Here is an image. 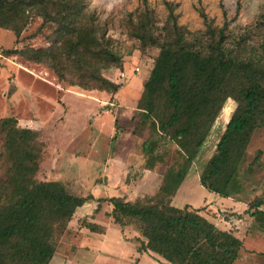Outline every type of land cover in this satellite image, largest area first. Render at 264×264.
<instances>
[{
	"label": "trees",
	"instance_id": "obj_1",
	"mask_svg": "<svg viewBox=\"0 0 264 264\" xmlns=\"http://www.w3.org/2000/svg\"><path fill=\"white\" fill-rule=\"evenodd\" d=\"M82 10L80 0H0V27L18 36V23L31 12L56 24L57 39L63 43L28 49L25 55L47 63L63 80L67 61L88 66L85 53L113 57L106 46H91L97 40L80 27ZM203 19L205 31L193 36H186L175 22L173 38L160 44L139 36L158 48L136 102L137 127L148 132L141 144L146 157L143 168L153 170L169 161L151 195L133 200L115 195H74L60 181L37 180V132L20 127L14 117L0 118V264H48L73 213L89 202L96 203L95 212L106 203L110 211L105 214L114 225L131 226L138 232L137 253L152 252L168 264H235L243 244L232 230L216 227L203 216V208L171 205L213 123L198 161L216 142L227 120L198 182L210 193L245 203V213L252 219L248 229L264 236L263 196L244 200L254 191L250 181L255 166L260 165L261 150L248 160L247 146L254 131L264 126V39L255 46L247 40L248 30L233 35L225 25L215 28L204 15ZM260 25L264 29V20ZM102 81L111 92L120 86ZM228 99L235 103L231 115L228 105L223 108ZM168 143L170 150H164L162 146ZM221 217L230 218L226 214ZM78 223L91 232L104 231L86 218Z\"/></svg>",
	"mask_w": 264,
	"mask_h": 264
},
{
	"label": "rangeland",
	"instance_id": "obj_2",
	"mask_svg": "<svg viewBox=\"0 0 264 264\" xmlns=\"http://www.w3.org/2000/svg\"><path fill=\"white\" fill-rule=\"evenodd\" d=\"M112 2L97 0L94 4L93 0H80L83 10L79 22L82 29L96 38L97 43L91 46H106L113 57L85 53L88 66L67 61L63 80L47 63L29 60L25 55L28 49L60 46L63 41L57 39L56 24L31 12L18 23L21 28L18 36L11 29L0 27V118L14 117L20 127L37 132L34 144L39 153L37 180L60 181L74 195H115L133 200L152 193L169 164L165 160L153 170L143 168L146 157L141 144L148 138V132L137 127L140 118L136 102L158 48L139 36L150 37L156 44L172 39V22L186 36H193L205 31L204 15L210 26L225 25L230 34L248 30V42L259 46L264 39L260 25L264 20V0H118L109 11L107 5ZM102 80L120 86L111 92V87ZM226 105L231 115L235 103L228 99L223 108ZM213 145L198 161L204 147L201 149L188 170L189 180L197 178ZM162 148L170 150L171 145L164 144ZM258 149L260 165L255 166L250 181L254 191L246 195L245 201L255 195L264 198V126L252 134L247 159L251 160ZM198 186L196 181L195 187ZM220 200L222 203L215 205L217 210L212 216L235 217L224 204L229 200ZM94 203L78 207L75 216ZM243 207L247 208L245 203ZM245 214V209L239 214L242 229L247 220L242 217ZM250 247L255 252L246 251L240 264H264V240L254 238L246 242L244 248Z\"/></svg>",
	"mask_w": 264,
	"mask_h": 264
},
{
	"label": "crops",
	"instance_id": "obj_3",
	"mask_svg": "<svg viewBox=\"0 0 264 264\" xmlns=\"http://www.w3.org/2000/svg\"><path fill=\"white\" fill-rule=\"evenodd\" d=\"M213 126L214 123L209 134L212 131ZM223 129L224 127L222 128V131ZM216 142L207 159L213 153ZM204 145L205 142L197 154L200 153V150ZM198 175L197 178L189 180V177L186 174L175 195L171 199V205L175 207L189 205L193 209L203 208V216L211 221L216 227L222 230H232L233 235L240 239L243 244V250L241 251L239 258L235 261V264H240L241 260L245 257L246 251H254L252 247L249 249L244 248L245 243H248V241L254 238L264 240V236L261 233L248 229L252 219L247 213L242 215L243 218L247 217V220L245 221L244 229L241 228L240 223H243V220L239 214L240 211L242 212L244 209L246 210V208L243 207V203L235 202L230 198H222L216 194L208 192L200 186ZM160 180L161 178L158 179V183L156 184L155 189H153V192L147 194L151 195L157 190ZM196 181L200 186H198V188L195 187ZM195 192H199L198 194L200 195L195 196ZM216 196L218 198L215 199ZM220 198L229 200L224 204L226 207L231 208L227 211L235 213V217L231 216L229 219L220 217L215 219L212 216V213L217 210L215 205L222 203ZM103 205L107 204L102 203L100 209L96 212L94 211L96 203H94L93 207H90L83 213L76 214V216L75 212L73 213L72 219L67 224L65 233L57 241L55 253L48 264H168L162 257L152 252L137 253L138 243L136 242V238L139 237L138 232L131 226L119 228L114 225L111 222L110 217L105 214L110 211V206L107 205L106 208H103ZM220 211L223 210L220 209ZM83 218L88 219L89 222L102 226L104 231L102 233L91 232L85 227L80 226L78 221ZM224 223H226L227 226Z\"/></svg>",
	"mask_w": 264,
	"mask_h": 264
},
{
	"label": "clouds",
	"instance_id": "obj_4",
	"mask_svg": "<svg viewBox=\"0 0 264 264\" xmlns=\"http://www.w3.org/2000/svg\"><path fill=\"white\" fill-rule=\"evenodd\" d=\"M96 2H97V0H93V3H94V4H95ZM116 2H118V0H113L112 3H109V4L107 5V8H108L109 11L112 9L113 4L116 3Z\"/></svg>",
	"mask_w": 264,
	"mask_h": 264
}]
</instances>
